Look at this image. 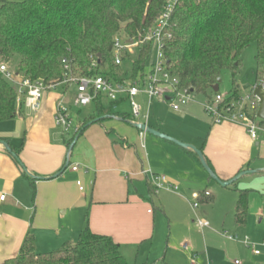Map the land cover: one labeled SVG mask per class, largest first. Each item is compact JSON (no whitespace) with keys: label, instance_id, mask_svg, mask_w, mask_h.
I'll use <instances>...</instances> for the list:
<instances>
[{"label":"crops","instance_id":"1","mask_svg":"<svg viewBox=\"0 0 264 264\" xmlns=\"http://www.w3.org/2000/svg\"><path fill=\"white\" fill-rule=\"evenodd\" d=\"M59 85L65 88L60 92L58 90V93L51 92L52 89L45 92L37 112H31L21 105L15 118L0 121V140L15 150L21 146L18 156L24 168L28 173L39 177L38 179L29 177L0 144V194L6 196L3 201H0V263L17 255L24 236L28 231L31 232L32 226L41 233L49 232L57 227V223L52 226L43 219L47 204L56 202L57 208H67L71 200L79 202L80 193L84 192V189L79 190L76 184L77 181L81 182V167L76 172L70 169L75 161L69 160L70 154L68 155V148L64 142L65 135L55 139L54 143L49 135V128L55 125L54 114L58 101L63 100L66 103L70 115L72 107L77 109L72 105V99L69 101L67 98L69 86ZM74 93L75 88L72 95ZM142 101L145 103V98ZM124 105L126 109L123 108ZM109 119L110 122L107 124L109 129H105V125H102L103 130L98 128L88 132L83 141L86 143L88 139L90 142L92 138L98 140V143L95 141L91 143V146L87 144L96 164V170L90 169L94 173V180L91 183L92 194L88 207L87 225L92 232L109 236L119 244L121 251L138 250L157 235L155 234L156 217L149 206L158 208L157 210L162 214L175 216L179 208L167 205L165 195H169L175 198L178 204L187 205L188 209L194 212L200 203H213L214 196L207 187L211 178L200 166L193 151L184 149L173 142L150 134L152 137L148 140L150 148L145 151L146 135L142 147L139 130L131 123L130 106L124 98L114 105ZM119 122L135 127L137 136ZM94 123L92 122L88 127ZM147 126L200 150L221 181L230 180L242 170L247 169H260L258 173H264V140L251 141L244 127L239 123L226 121L213 124L210 118H206L196 106L187 104L178 111H174L167 102L153 99L149 106ZM108 132L111 135H108ZM80 136L75 138L74 144ZM112 137L116 139V142ZM157 139L166 141L167 144L157 142L159 141ZM67 157L68 165L65 167ZM78 157L76 156V159ZM84 168L86 173L89 168ZM145 170L165 175L177 186V190H160L154 193L147 175L142 173ZM57 173L58 176L52 178ZM144 183L147 186V193L144 191ZM100 188L102 190L99 191ZM94 189L95 195H93ZM240 190L246 193L248 191V215L258 217L260 210L255 208L254 200L249 196V190L238 189ZM205 191L209 192L208 197L204 196ZM154 196L157 198L156 207ZM196 201L198 206L193 211L191 206ZM235 204L231 207L232 213H234ZM26 212L32 213L29 223L24 220ZM199 212L203 213L201 210ZM63 214L64 212L61 213ZM260 222L261 219H258V223ZM235 225L237 229L245 226V224L236 223ZM208 227L209 225L199 228L203 231ZM34 238L37 243L38 237L34 235ZM175 241L179 244L178 247L174 245ZM174 242V244H166V250L177 252L184 259H189L192 264L194 255L188 252L193 242L185 237L174 238ZM184 246L186 249H183Z\"/></svg>","mask_w":264,"mask_h":264},{"label":"trees","instance_id":"2","mask_svg":"<svg viewBox=\"0 0 264 264\" xmlns=\"http://www.w3.org/2000/svg\"><path fill=\"white\" fill-rule=\"evenodd\" d=\"M167 2L0 0L1 60L10 63L17 57L15 72L44 84H59L69 73L101 75L114 82L135 79L145 75L152 53V42L145 40V36ZM118 33L137 41V46L134 58L133 53L126 52L116 65L112 43ZM162 43L168 69L178 77L181 87L210 97L214 93L212 87L227 70L231 73L230 96L235 99L240 96L235 75L241 66L242 52L255 43L256 83L262 82L264 86V0H175ZM64 59L69 71L64 69ZM121 100L112 102L104 95H96L90 104L92 112L81 120L73 137L65 142L66 147L89 122L98 119L95 123H100L109 118L114 105ZM21 105L16 102L15 88L0 74V121L15 118ZM10 149L9 154L22 168L18 156L21 146ZM238 192L234 220L243 225L248 215L247 193ZM0 264L128 263L119 244L107 235L92 232L86 223L76 241H66L49 252L36 251L34 235L28 231L17 255Z\"/></svg>","mask_w":264,"mask_h":264},{"label":"rangeland","instance_id":"3","mask_svg":"<svg viewBox=\"0 0 264 264\" xmlns=\"http://www.w3.org/2000/svg\"><path fill=\"white\" fill-rule=\"evenodd\" d=\"M135 48L136 47H133L132 51L128 52L131 54L133 53V58L136 56ZM255 54L256 44L251 43L241 55V66L235 75V81L239 85V92L242 97L250 93L257 81ZM154 57L153 51L150 57V62L154 59ZM7 63L8 67L15 71L17 57L11 60L10 63ZM76 76L77 75H73V77ZM246 86L247 88L244 89ZM231 87V73L225 70L222 72L220 77L218 93L221 95L230 94ZM63 88H65V86L57 85L51 92L58 93V90L60 92ZM68 88L69 91L67 98L71 101L75 86L73 84H69ZM192 97L193 101L188 104L196 106L204 114V116L208 118L205 112H203V104L206 102L205 96L203 94L194 93ZM125 106L126 105H124L123 108L126 109ZM92 108V106L77 109L72 107V129L64 136V142L68 140V136L69 138L73 137L74 129L81 125V117L86 114H90L92 112ZM79 109L80 114H78ZM108 120L110 119L108 118L100 123H94L87 127L82 132L80 139L72 147L69 160L70 162L75 161V163L80 164V180L82 182L84 192L80 193L79 202H72L71 200L67 208H57L56 202H51L46 205L43 219L46 223H51L52 226H54V223H57V227L52 228L46 233H41L33 226L30 228L31 233L38 237L37 243L35 242L38 252H49L59 249L66 240L73 242L76 241L79 229L81 230L87 223L88 207L92 194L91 183L94 180V173L90 169L96 170L93 154L90 152L91 149L87 146V144L91 146V143H94L95 141L98 143V140L96 138H92L90 142L88 139V142L86 143L83 141L88 132H93L98 130V128L103 130L102 125L106 126H104L105 129H109L107 124L110 121ZM119 124H122L125 129L133 132L135 136H137V129L135 127L123 122H119ZM49 135L52 138V142L55 139H60L62 137V134L55 125L49 128ZM149 138L152 137H150V134L147 133L145 139V151H148L150 148L148 141L150 140ZM157 140H159L157 142L167 144L165 143L166 141L160 139ZM76 156L79 157L76 159ZM84 167L89 168L86 173ZM143 169H146V167H143ZM207 187L210 189V193L214 196L213 203H200L199 207L195 211L191 206L194 212L189 210L187 205L178 204L176 199L169 195H165L167 205L169 204L179 208V212L175 216L167 213L162 214L157 210L158 208L156 209L149 206V209L156 217L155 234L157 235L149 243H147V245L142 246L138 250H122L121 252L127 263L191 264L189 259H184L177 252H173L168 249L166 250L165 248L166 244H174L176 242H174V238L179 239L185 237L190 242H193V246L190 248V252H188L190 255H194V258L192 257V264H264V173L244 175L226 187H223L215 180L210 179V183ZM130 188H132V185H130ZM241 188L249 190V196L252 200H254L255 208L260 210V215L258 217L247 215L245 226H240L239 229H237L234 222V213H232L233 208L231 207L235 204V201L238 198V189ZM100 190H102V188H100L99 191ZM144 191L147 193V186L145 183ZM95 194L96 191L94 189L93 195ZM153 198H155V203L157 198L155 196ZM199 210H201V212L203 211V213H200ZM62 212H64L63 215H61ZM31 216L32 213L26 212V217L25 219L23 217V219L29 223L31 222ZM198 219L203 222H207L209 227L201 231L196 224ZM258 219H261L260 223H258ZM79 225L80 228H78ZM225 233H227V235H237L240 239L245 237L248 238L250 242L256 244V249L261 255L255 256L252 251L245 247L241 242L227 240L224 236ZM174 245L178 247L179 244L176 242Z\"/></svg>","mask_w":264,"mask_h":264},{"label":"built area","instance_id":"4","mask_svg":"<svg viewBox=\"0 0 264 264\" xmlns=\"http://www.w3.org/2000/svg\"><path fill=\"white\" fill-rule=\"evenodd\" d=\"M174 3L175 0H168L162 13L145 36V40L152 42V52L154 51L155 56L149 62L145 75L138 76L135 79L126 78L119 82H114L101 75L95 77H73L71 73L66 74L63 81L59 84H73L75 86V93L72 98L73 106L77 108L89 106L98 94L104 95L112 102H117L120 98H124L130 106L132 115L131 123L147 126L149 106L153 99H160L167 102L174 111H178L182 106L193 101L192 95L194 93L180 86L178 77L169 71L163 55L162 37L167 28ZM129 40L132 39L127 38L122 33L114 36L112 51L116 65L122 62V57L126 52H131L132 48L137 46V41L132 40L129 42ZM92 59V65H94L95 58ZM62 64L64 65V69L67 71L70 70L69 64L65 59L62 60ZM0 74L15 88L17 104L22 103L31 112H37L39 110L41 99L45 92L59 85L44 84L42 80H31L23 77L11 70L8 67V63L1 60V57ZM230 95H221L217 91L210 97H206V102L203 104V111L210 118L211 122L213 124L226 121L239 123L244 127L251 141L264 140L263 120L257 117L259 100L254 96L253 89H251L249 94L244 97L239 96L237 99L231 98ZM143 98L146 100L145 103L142 101ZM54 124L60 129L62 135H67L72 129V118L69 108L63 100L58 101L56 104ZM138 130L141 138V146L143 147L147 132L145 129L138 128ZM76 131L77 127L74 129V132ZM79 167V164L75 163L71 164L70 169L76 172L79 170ZM142 173L147 175L148 182L154 193L160 190H177V186L163 174H155L149 170H145ZM76 184L79 190H83L80 181H77ZM203 194L205 197L209 196V192L207 191ZM5 197V194H0V201H3ZM197 206V201L192 204L193 208ZM196 224L200 228L208 226L207 222L199 219ZM224 236L228 240L241 242L253 254H260L256 249V244L250 242L248 238L240 239L237 235H227V233ZM183 249H186V246ZM193 258L191 262H193Z\"/></svg>","mask_w":264,"mask_h":264},{"label":"water","instance_id":"5","mask_svg":"<svg viewBox=\"0 0 264 264\" xmlns=\"http://www.w3.org/2000/svg\"><path fill=\"white\" fill-rule=\"evenodd\" d=\"M132 40H129V42H131ZM220 82V79L218 80L217 84L214 85L212 87V91L213 92H217L218 91V84ZM246 87H244V89H246ZM253 89V94L254 96H256L259 100V107H258V111H257V117H259L260 119L264 120V86L262 84V82H258L254 85V87L252 88ZM98 119H95L93 122H96ZM92 122H89V124H91ZM136 128H140V129H145L147 133L149 134H152L154 136H157L159 138H162V139H165V140H168L170 142H173L174 144L184 148V149H190L191 151H193L201 166L203 167V169L206 171V173L208 174V176L212 179V180H215L217 183H219L220 185H222L223 187H226L228 185H231L232 183H234L235 181H237L238 179H240L242 176L244 175H247V174H253V173H258L260 172V169H254V170H243L241 172H239L237 175H235L233 178H231L230 180H227V181H221L217 176L216 174L213 172V170L210 168V166L208 165V163L206 162V159L204 158V155L203 153L198 150L197 148H195L194 146H191L189 144H186V143H183V142H180L174 138H171L165 134H162L161 132L157 131V130H154L152 129L151 127L149 126H144V125H137V124H133ZM76 140V139H75ZM75 140L70 144L69 148H68V155L70 154L71 150H72V147L74 145V142ZM0 144H2L4 146V148L6 149V151L8 153H11V149L10 147L8 146V144L4 141H1L0 140ZM14 155V154H13ZM68 165V157H67V162L65 164V167ZM24 172L27 173V175L31 178H36L38 179L39 177L37 176H34L30 173L27 172V170L24 168V166L21 164ZM58 176V173L55 174L54 176H52V178H55Z\"/></svg>","mask_w":264,"mask_h":264}]
</instances>
